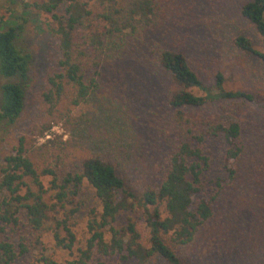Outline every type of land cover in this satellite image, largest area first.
<instances>
[{
  "label": "rangeland",
  "instance_id": "1",
  "mask_svg": "<svg viewBox=\"0 0 264 264\" xmlns=\"http://www.w3.org/2000/svg\"><path fill=\"white\" fill-rule=\"evenodd\" d=\"M246 1L166 0L156 28L135 39L104 38L101 64L94 77L96 87L85 104L68 106L67 94L49 109L41 95L48 89L47 78L58 72L56 39L44 15L24 8L18 0H0V8L13 13L6 21L20 27L16 46L28 55L24 76L0 77V86L15 83L23 92L18 118L0 129V164L22 137L37 171L56 164L57 159L71 168L95 157L113 168L125 192L132 196L144 189L156 190L176 143V124L167 102L179 89L160 67L158 54L179 53L205 88L211 90L215 75L220 74L225 91L247 93L254 101H207L199 108L181 110L196 123L213 119L238 123L242 149L235 159L233 179L228 180L222 169L226 150L222 141L206 138L198 145L208 167L202 193L192 199L191 209L200 197L211 199V217L189 243L167 244L179 264H264V65L234 44L235 38L243 37L254 51L261 52L259 37L240 15ZM89 7L93 15L99 13L97 4ZM92 24L103 25L96 18ZM84 78H92L91 73L86 71ZM187 91L204 95L197 89ZM46 142V148L40 147ZM47 180L42 178V184ZM78 201L80 210L69 222L75 237L71 254L54 248L50 235L45 234L41 249L17 257L13 264H31L39 253L57 264L72 260L75 250L83 248L88 237L86 221L96 210L93 193L85 183ZM126 218L135 223L140 243L146 246L147 228L140 209L119 212L116 224L122 226ZM110 263L114 260L105 262ZM145 264L166 263L152 256Z\"/></svg>",
  "mask_w": 264,
  "mask_h": 264
},
{
  "label": "trees",
  "instance_id": "2",
  "mask_svg": "<svg viewBox=\"0 0 264 264\" xmlns=\"http://www.w3.org/2000/svg\"><path fill=\"white\" fill-rule=\"evenodd\" d=\"M18 1L24 8L45 16L56 39L58 72L47 78L48 89L41 95L51 109L67 94L68 106L85 104L96 87L94 77L101 64L104 38L135 39L141 32L156 28L166 0ZM91 4L100 7L99 13L93 15ZM240 15L259 37L261 52L254 51L243 37L235 38L234 44L264 65V0H247ZM10 17L13 18L11 10L0 8V77L5 80L24 76L28 62V55L16 46L20 27L7 22ZM95 18L103 25H93ZM158 63L179 89L170 94L167 102L176 124V143L157 189H144L139 196H132L125 192L113 168L95 157L71 168L62 166L57 159L56 164L37 171L28 157L24 138H18L11 154L3 157L0 164V264H13L17 257L41 249L40 240L45 234L50 235L54 248L71 254L75 237L69 222L80 210L78 195L83 183L93 193L96 210L86 221L88 237L83 248L75 250V257L63 264H105L109 259L114 260L113 264H145L152 256L162 258L166 264H179L167 242L189 243L212 213V200L201 197L191 209L192 199L202 193L208 167L198 145L206 138L222 141L226 146L222 169L228 180L233 179L235 159L242 149L238 123L217 119L196 123L181 110L199 108L207 101L252 103L254 99L240 91H225L220 74L215 75L211 90L205 88L179 53L160 51ZM86 71L92 75L89 80L84 78ZM189 89L204 95L194 96ZM22 104L23 92L17 84L6 82L0 86V129L16 121ZM47 129L48 126L42 128L39 135ZM48 143L40 147L46 148ZM42 178L48 179L46 185ZM133 207L142 213L147 228L146 246L140 243L135 223L129 218L122 226L116 224L118 213ZM31 264L57 263L39 253Z\"/></svg>",
  "mask_w": 264,
  "mask_h": 264
}]
</instances>
